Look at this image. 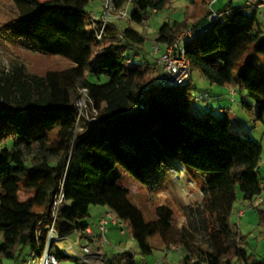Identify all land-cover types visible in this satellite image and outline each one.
I'll list each match as a JSON object with an SVG mask.
<instances>
[{"label": "trees", "instance_id": "trees-1", "mask_svg": "<svg viewBox=\"0 0 264 264\" xmlns=\"http://www.w3.org/2000/svg\"><path fill=\"white\" fill-rule=\"evenodd\" d=\"M10 1L17 18L0 27V36L23 40L29 50L62 58L71 67L31 77L15 67L0 76V264L15 260L25 247L30 248L29 258L38 261L48 243L45 227L53 212L54 240H66L73 233L89 240L84 220L91 206L105 207L126 223L141 256L152 254L148 240L158 236L165 249L180 247L179 264H264V259L247 254L244 237L230 222L238 193L250 203L262 191L257 175L260 145L231 133L224 111L191 113L190 104L198 106L203 100L193 95L191 77L181 86H161L156 62L147 67L134 64L130 54L141 50L148 40L145 34L108 23L102 40H96L89 28V0ZM210 1L201 0V6ZM171 2L112 0V8L131 5L129 22L142 25ZM224 10L229 13L221 19L209 22L205 16L192 27L187 18L165 22L154 42L169 46L191 28L194 39L185 46L191 71L197 70L210 84L245 91L242 106L254 107L255 120L262 121L263 75L250 62L236 78L233 70L249 50L264 58V29L255 30L257 17L240 5L229 2ZM156 73L158 80H146ZM82 90L87 105L98 112L94 125L78 114ZM78 122L81 129L75 132ZM173 161L205 177L202 201L184 208L185 223L180 227L166 205L156 206L154 219L147 222L128 199L117 171L149 187L153 184L143 169L161 171ZM22 192L30 197L22 201ZM59 193L62 201L55 209ZM260 216L264 223V211ZM95 241L100 245V239ZM51 247L56 262L84 264ZM103 261L135 264L127 251L103 256Z\"/></svg>", "mask_w": 264, "mask_h": 264}, {"label": "rangeland", "instance_id": "rangeland-1", "mask_svg": "<svg viewBox=\"0 0 264 264\" xmlns=\"http://www.w3.org/2000/svg\"><path fill=\"white\" fill-rule=\"evenodd\" d=\"M191 1L172 0L170 5L163 11L157 14H150L142 25L131 24L127 18L128 16L121 18L118 11H114L112 6L107 10L103 0H89L87 11L91 15V19L94 17L96 20H105L104 25L114 23L120 30L131 26L136 31L145 34L148 40L141 47V50H135L130 55L134 64L142 63L147 67L148 65H153L160 56V54L152 55V46L155 44L154 38L160 25L165 22L172 23L187 18L189 25L192 27L197 25L202 17L207 16L208 7L201 6V0ZM229 2L233 6L242 4V0H216L211 6L212 10L215 12L221 11ZM128 8V12H130L132 9L131 5ZM16 18L17 15L12 10L11 1L0 0V27L9 20ZM258 28L261 30L264 29V15L263 18H257L255 30ZM189 29L191 28L185 31ZM3 38L0 36V76H5L15 67H21L24 74L29 77L33 75L43 76L49 71H61L71 67V64L62 58L45 56L29 50L28 46L23 43V40ZM99 51L100 48L92 51L93 59L98 55ZM246 62L253 64L264 77L263 56L249 50L235 66L233 70V76L235 78ZM191 72L193 95L200 96L206 93L207 96L219 98L218 101L213 100L212 102L214 103V108L221 107L227 110V118L230 122L229 131L239 136H246L258 143L261 147L257 175L262 185V191L250 203L244 201L242 195L238 193L237 201L233 206L230 216L231 224L244 237L245 243L243 247L247 254L259 261L264 259V223L260 216V212L264 211V117L262 121H256L254 107L249 109L242 106L240 97L241 94H245V91L237 87H223L210 84L197 70H192ZM148 77L146 80L149 82L150 78ZM230 90L234 91L233 95L230 94ZM246 102L251 106L253 105L250 99H246ZM204 105L205 102L203 100L198 106L190 104L189 111L193 114L201 112ZM76 107L80 117L84 116V118H88L93 114L91 107H85L83 101L76 104ZM80 126V122H78L75 132L80 131ZM117 171L121 175L120 185L128 192V199L141 210L147 222L154 219V208L156 206L166 205L173 212L174 225L180 227L185 223L184 208L186 206L195 208L202 201L200 190L204 184L205 177L193 170L185 168L179 161H173L169 167L161 171L153 172L143 169V174L147 182L153 184L149 187L136 182L119 168H117ZM28 197H30L28 193L22 192L20 194L22 201ZM101 211V207L91 206L88 211V217L84 220V222L89 224V227L92 228L95 234H99L96 222ZM239 212H243V215L238 216ZM111 217L114 218L112 215ZM100 238V252L96 249V245H99V242L96 243L95 241L96 237L90 238L89 240H80L76 233L69 235L66 240L64 238L63 241L60 239L52 240L50 244H54L55 247L61 250L70 245L72 249L67 254L79 258L84 264H88V262L93 263L97 260L101 262L100 264H104V255L107 258H111L113 255L126 251L133 255L135 264H179L183 257V253L178 249H172V247L165 249L158 236L148 240V244L154 248L152 254L141 256L137 244L129 235L127 227L124 229V235H121L116 226L108 224L106 233L103 236L100 235ZM47 250L45 255L43 254L44 256L42 255L38 261H33L29 258L30 248L25 247L15 260L4 261L2 264H24V262L25 264H40L45 256H47V264H51L50 257L53 255V247H51V250ZM92 253L96 255L90 257L89 254ZM58 264H74V262L71 260H63Z\"/></svg>", "mask_w": 264, "mask_h": 264}, {"label": "built area", "instance_id": "built-area-1", "mask_svg": "<svg viewBox=\"0 0 264 264\" xmlns=\"http://www.w3.org/2000/svg\"><path fill=\"white\" fill-rule=\"evenodd\" d=\"M103 1H104L105 8L107 10H109L112 6V0H103ZM215 2H216V0H211L210 3L207 5L208 11H207L206 18L209 22L219 20L224 15L229 13L228 10H224V11L221 10V11H217V12L213 11L211 6ZM240 6L245 13L255 14V16L257 18L258 17L263 18L264 0H242V4ZM127 13H128L127 6L120 8L118 10V14L121 18L127 17V15H128ZM95 20L96 19L94 17H92V19L90 20L89 28L93 30L96 40L100 41V40H102L103 35H104L103 30H104V21L105 20H103V19H102V21L97 20V21L101 22L99 25H97L95 23ZM193 39H194V37L192 35L191 30H187V31L179 34L177 36L176 40L174 41V43L169 45V46H166L163 51L161 50V47L159 46V44L155 43L152 46V55L160 54V56L156 59V65L158 66V69H160V72H161V78L157 81V84H159L161 86L174 87V86H181L187 80H189L192 72H191L190 63L185 56V46L189 42H191ZM230 94L233 95L234 91L230 90ZM80 95H81L80 99L77 101L76 104L83 101L85 103V107H91L93 114H91V116L88 118H84V116H83V118L88 123L94 125L100 119L98 116V112L92 106L87 105L86 90H82L80 92ZM193 101H195V102L198 101V98L194 97ZM61 201H62V194L59 193L56 196L55 201H54L55 209H56L57 205H59L61 203ZM50 219L51 220H50L49 224L47 225V227H45V229L47 230V237H48L49 243H51L52 240L57 238V234H56V232L54 230V226H53L54 212L51 215ZM108 224H112V225L116 226L119 229L120 234L124 235V229H125V227H127V224L122 222V221H118L115 218H112L111 214H107L104 217L99 218L96 222L97 230L101 236H103L106 233ZM85 233H86L87 237H89L91 239L93 238L92 233L89 230V228H87L85 230ZM70 249H72V247L69 245L67 248L62 249V251L67 253L68 251H70ZM92 255L94 256L96 254H94V253L89 254L90 257ZM50 260H51V264H58L55 262V260L52 256L50 257ZM88 264H90V263L88 262Z\"/></svg>", "mask_w": 264, "mask_h": 264}, {"label": "crops", "instance_id": "crops-1", "mask_svg": "<svg viewBox=\"0 0 264 264\" xmlns=\"http://www.w3.org/2000/svg\"><path fill=\"white\" fill-rule=\"evenodd\" d=\"M239 5H241V4H239ZM235 6H237V5H235ZM161 47V50L163 51L164 50V48L165 47H163V46H160ZM148 78H150V81H153V79H154V81L155 80H158L159 78H158V74L156 73L154 76H149ZM245 95V94H244ZM243 94H241V97H243L244 96ZM200 96H202V98H203V100H204V102H205V105L203 106V109L201 110V112H206V111H211V112H213V113H217V114H219V112L220 111H224V114L227 116V110H225L224 108H221V107H217V108H214V103L212 102L213 100L214 101H218V99L219 98H217V97H211V96H207V94L206 93H204V94H202V95H200ZM204 96L206 97V99H204ZM240 97V98H241ZM217 98V99H216ZM207 101V102H206ZM101 209H102V211H101V213H100V215L98 216V219L99 218H101V217H104L105 215H107V214H110L109 213V211H108V209L107 208H105V207H101ZM243 215V212H239L238 213V216H242ZM128 229V228H127ZM89 230L91 231V233H92V237H96L97 238V240H101V238H100V234H95V232L92 230V228L91 227H89ZM128 232H129V229H128ZM129 235H130V232H129ZM100 246V245H99ZM178 249V250H180L181 251V249H180V247L179 246H173L172 247V249ZM182 252V251H181ZM102 255V254H101ZM103 256V255H102ZM106 255H104V257H105ZM107 257V256H106Z\"/></svg>", "mask_w": 264, "mask_h": 264}, {"label": "bare ground", "instance_id": "bare-ground-1", "mask_svg": "<svg viewBox=\"0 0 264 264\" xmlns=\"http://www.w3.org/2000/svg\"><path fill=\"white\" fill-rule=\"evenodd\" d=\"M47 249H50V248H47ZM48 251V250H47ZM48 255V254H47ZM101 262L99 260L93 262V263H90V264H100ZM41 264H47V256L44 257L43 261Z\"/></svg>", "mask_w": 264, "mask_h": 264}, {"label": "water", "instance_id": "water-1", "mask_svg": "<svg viewBox=\"0 0 264 264\" xmlns=\"http://www.w3.org/2000/svg\"><path fill=\"white\" fill-rule=\"evenodd\" d=\"M50 245H51V244L48 242L47 245H46L45 251H44V253H43L44 255H45V252H46L47 248H50ZM44 255H43V256H44Z\"/></svg>", "mask_w": 264, "mask_h": 264}]
</instances>
